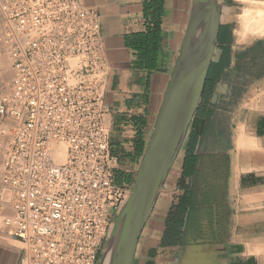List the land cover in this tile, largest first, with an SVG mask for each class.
Returning a JSON list of instances; mask_svg holds the SVG:
<instances>
[{
  "label": "crops",
  "instance_id": "crops-1",
  "mask_svg": "<svg viewBox=\"0 0 264 264\" xmlns=\"http://www.w3.org/2000/svg\"><path fill=\"white\" fill-rule=\"evenodd\" d=\"M144 1L80 0L100 13L110 66L104 120L111 151L128 171L137 169L148 142L192 5V0H164L158 70L148 74L134 64L126 43L128 35L146 29ZM218 1L214 61L230 48L232 80L214 88L202 133L190 151L188 133L139 236L133 264H264V34L244 39L231 18L243 2ZM243 53L253 86L246 85V106L231 104L227 110L226 99L241 88ZM7 77L10 66L0 46V86ZM20 246L0 227V264H18Z\"/></svg>",
  "mask_w": 264,
  "mask_h": 264
},
{
  "label": "built area",
  "instance_id": "built-area-1",
  "mask_svg": "<svg viewBox=\"0 0 264 264\" xmlns=\"http://www.w3.org/2000/svg\"><path fill=\"white\" fill-rule=\"evenodd\" d=\"M0 227L18 264H98L132 182L104 120L109 61L94 7L0 0Z\"/></svg>",
  "mask_w": 264,
  "mask_h": 264
},
{
  "label": "water",
  "instance_id": "water-1",
  "mask_svg": "<svg viewBox=\"0 0 264 264\" xmlns=\"http://www.w3.org/2000/svg\"><path fill=\"white\" fill-rule=\"evenodd\" d=\"M221 9L218 0H192L188 24L160 109L129 196L114 219L98 264H133L139 236L184 146L201 102L214 61Z\"/></svg>",
  "mask_w": 264,
  "mask_h": 264
},
{
  "label": "trees",
  "instance_id": "trees-1",
  "mask_svg": "<svg viewBox=\"0 0 264 264\" xmlns=\"http://www.w3.org/2000/svg\"><path fill=\"white\" fill-rule=\"evenodd\" d=\"M163 12L164 0L144 1L143 15L147 20L146 29L143 32L134 33L126 37L127 45L134 51V64L137 67L145 68L148 74L158 70L157 60L163 39L161 29ZM229 49V47L223 49L225 56ZM223 52L219 61L211 63L201 102L190 126L189 140L187 142L189 151L194 147L197 137L202 133L203 124L201 120L209 114L207 103L215 88L216 77L226 68L227 63ZM142 150L143 147L140 148V153Z\"/></svg>",
  "mask_w": 264,
  "mask_h": 264
},
{
  "label": "rangeland",
  "instance_id": "rangeland-1",
  "mask_svg": "<svg viewBox=\"0 0 264 264\" xmlns=\"http://www.w3.org/2000/svg\"><path fill=\"white\" fill-rule=\"evenodd\" d=\"M241 1L243 3H241L239 5V8L235 9V11L232 13V17H231V18H233L235 20L236 25L239 24L240 13H241L242 9L245 6H247V5L248 6L249 5H251V6H261V7L264 8V0H241ZM235 32H236V29H235ZM247 35L248 34H246L244 36V39L246 38ZM244 39H240V40H244ZM223 56H225V53L224 52H223ZM231 56H232L231 50L229 49L228 53L225 56V60H226V63H227L225 70L220 75H218L217 77L215 76L217 78L216 79V84H215V87L216 88L218 87V84H220L221 82H225L228 85H230V82L232 80V76H231V74L229 72V68L231 66V60H230L231 59ZM239 58H240V60L242 62L241 70H240L241 74L239 75V78H240L239 85H241V88L239 89V91L237 93L234 92V94H232L231 97H229V98L226 99L225 108L227 110H231L233 108V105H231V104H244L246 106V104H247L246 103L247 102V96L249 95V94L248 95L246 94L247 93V90H246L247 87H246V85H247V83H250V84H248V88L250 90L252 89V86H253V84L251 83V81L249 82V79L251 80V77L252 76H250V75L247 74L248 69L246 68V65L244 63L245 62V55H244V53L243 54H239ZM213 59H214V57H213ZM258 77H260V76H258ZM7 79H9V77H7L5 79V81ZM136 170L129 171L130 174H131V180H130V182H133V179H134Z\"/></svg>",
  "mask_w": 264,
  "mask_h": 264
},
{
  "label": "bare ground",
  "instance_id": "bare-ground-1",
  "mask_svg": "<svg viewBox=\"0 0 264 264\" xmlns=\"http://www.w3.org/2000/svg\"><path fill=\"white\" fill-rule=\"evenodd\" d=\"M239 19L240 20H239L237 31L240 35L245 36L246 34H249V33L264 34V8L263 7L261 6L253 7L251 5L249 6L247 5L242 9Z\"/></svg>",
  "mask_w": 264,
  "mask_h": 264
},
{
  "label": "flooded vegetation",
  "instance_id": "flooded-vegetation-1",
  "mask_svg": "<svg viewBox=\"0 0 264 264\" xmlns=\"http://www.w3.org/2000/svg\"><path fill=\"white\" fill-rule=\"evenodd\" d=\"M115 179L118 182L128 183L131 180V174L128 169H125L118 164L115 169Z\"/></svg>",
  "mask_w": 264,
  "mask_h": 264
}]
</instances>
